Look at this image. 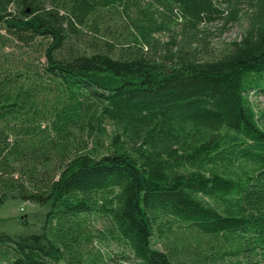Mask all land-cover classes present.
I'll return each instance as SVG.
<instances>
[{
	"label": "trees",
	"instance_id": "obj_1",
	"mask_svg": "<svg viewBox=\"0 0 264 264\" xmlns=\"http://www.w3.org/2000/svg\"><path fill=\"white\" fill-rule=\"evenodd\" d=\"M252 94L264 0H0V206L51 205L40 234L0 233V264L264 263Z\"/></svg>",
	"mask_w": 264,
	"mask_h": 264
},
{
	"label": "rangeland",
	"instance_id": "obj_2",
	"mask_svg": "<svg viewBox=\"0 0 264 264\" xmlns=\"http://www.w3.org/2000/svg\"><path fill=\"white\" fill-rule=\"evenodd\" d=\"M241 14L239 21L230 25L227 29H221L217 23L208 25V48L212 54L219 55L226 51L233 41H238L242 37L246 28V17L248 9L245 3H241ZM161 40L166 41L167 37L162 35ZM12 50V49H11ZM15 52V51H13ZM20 57L29 60H37L39 58V50L33 52L30 49L19 50L17 53ZM252 106L257 113L259 126L264 131V95L252 94L249 96ZM107 128H110L107 126ZM50 204L38 205L30 202H22L17 199H7L4 204L0 206V233H5L10 236H28L33 234H40L44 225L46 215L50 210ZM90 221L93 226L102 229L105 221L97 216H91ZM95 248H98L107 258H119L121 254L132 257L131 252L127 246L117 242L109 241L103 243H95ZM118 260V259H116ZM256 264H264L258 262V258H252Z\"/></svg>",
	"mask_w": 264,
	"mask_h": 264
}]
</instances>
